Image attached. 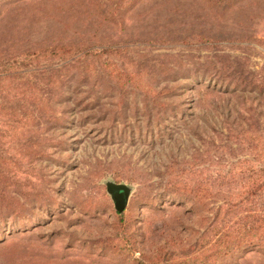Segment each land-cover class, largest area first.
Masks as SVG:
<instances>
[{
	"label": "rangeland",
	"instance_id": "374dc122",
	"mask_svg": "<svg viewBox=\"0 0 264 264\" xmlns=\"http://www.w3.org/2000/svg\"><path fill=\"white\" fill-rule=\"evenodd\" d=\"M12 60L46 86L16 139L38 151L22 171L42 195L20 198L26 219L0 223V241L40 246L35 264L197 258L224 193L215 172L264 140V0H0ZM107 182L130 188L122 219ZM215 264H264V249Z\"/></svg>",
	"mask_w": 264,
	"mask_h": 264
},
{
	"label": "trees",
	"instance_id": "16d2710c",
	"mask_svg": "<svg viewBox=\"0 0 264 264\" xmlns=\"http://www.w3.org/2000/svg\"><path fill=\"white\" fill-rule=\"evenodd\" d=\"M27 68L28 63L25 62H0V223H5L10 217L23 222L26 219L25 203H21L20 198L25 202L27 196L42 195L37 176L22 171L25 164L28 166L34 162L32 158L38 155V151L23 154V145L16 141L21 121L24 124L31 121L29 116L22 114L23 105L41 106L40 99L30 88L42 92L46 87L41 80L40 86L37 85L39 88L29 86L25 79L30 75ZM247 138L255 142L252 151L257 158L239 160L226 172L221 169L215 172L214 183L224 187L221 204L214 212L212 225L197 241L201 244L197 258L186 255L180 264H197V261L200 264H215L247 247L264 249V140L258 134ZM10 153L13 157L7 155ZM183 189L200 200L205 197L206 190L202 185L190 188L184 184ZM123 211L118 212L120 219ZM39 249L40 246L30 242L20 246L18 242L5 243L1 240L0 260L10 264H35ZM135 261L137 264H155Z\"/></svg>",
	"mask_w": 264,
	"mask_h": 264
},
{
	"label": "water",
	"instance_id": "95a60500",
	"mask_svg": "<svg viewBox=\"0 0 264 264\" xmlns=\"http://www.w3.org/2000/svg\"><path fill=\"white\" fill-rule=\"evenodd\" d=\"M105 187L106 192L112 198L115 210L122 212L127 204L130 188L124 184H115L113 182H107Z\"/></svg>",
	"mask_w": 264,
	"mask_h": 264
}]
</instances>
